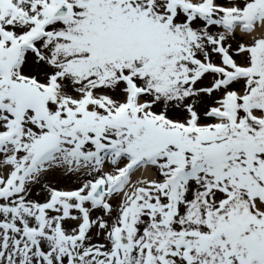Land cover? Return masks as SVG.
<instances>
[{
  "label": "snow or ice",
  "instance_id": "obj_1",
  "mask_svg": "<svg viewBox=\"0 0 264 264\" xmlns=\"http://www.w3.org/2000/svg\"><path fill=\"white\" fill-rule=\"evenodd\" d=\"M0 264H264V0H0Z\"/></svg>",
  "mask_w": 264,
  "mask_h": 264
}]
</instances>
